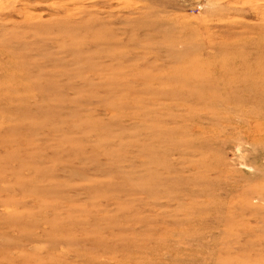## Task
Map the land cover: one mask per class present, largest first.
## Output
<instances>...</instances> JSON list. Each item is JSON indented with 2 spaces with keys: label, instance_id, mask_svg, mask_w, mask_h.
Instances as JSON below:
<instances>
[{
  "label": "rangeland",
  "instance_id": "374dc122",
  "mask_svg": "<svg viewBox=\"0 0 264 264\" xmlns=\"http://www.w3.org/2000/svg\"><path fill=\"white\" fill-rule=\"evenodd\" d=\"M0 264H264V0H0Z\"/></svg>",
  "mask_w": 264,
  "mask_h": 264
}]
</instances>
